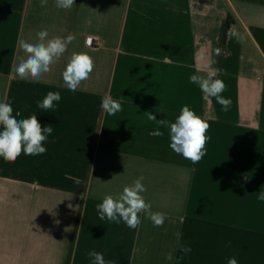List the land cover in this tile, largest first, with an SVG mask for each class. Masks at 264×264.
<instances>
[{"label":"crops","instance_id":"0c3cea01","mask_svg":"<svg viewBox=\"0 0 264 264\" xmlns=\"http://www.w3.org/2000/svg\"><path fill=\"white\" fill-rule=\"evenodd\" d=\"M229 15L240 38L217 56ZM43 29L75 39L40 82L20 79L13 67L27 54L18 42L37 43ZM74 52L95 66L72 92L62 73ZM209 61L227 111L190 83ZM49 91L61 100L45 111L38 103ZM109 96L121 103L115 115L101 107ZM0 102L18 120L53 126L46 153L0 157V264H91V249L115 264H264V0H75L70 9L0 0ZM185 105L210 124L196 164L147 116L174 123ZM141 176L163 226L144 213L137 229L100 220L95 206Z\"/></svg>","mask_w":264,"mask_h":264},{"label":"clouds","instance_id":"9594fccd","mask_svg":"<svg viewBox=\"0 0 264 264\" xmlns=\"http://www.w3.org/2000/svg\"><path fill=\"white\" fill-rule=\"evenodd\" d=\"M75 0H55L58 8L70 9ZM47 4V0H40L41 7ZM227 37L240 38V33L233 30L230 26ZM49 33L47 29L37 32L38 42L29 43L20 40L19 47L27 54L26 58H21L17 65H14L13 71L23 80L33 83L40 82L44 73L51 70V65L59 60V58L67 51V47L75 39L73 35L66 38L53 37L48 39ZM87 43H91L89 39ZM220 48L215 49V54L221 55ZM215 61H209V68L206 77L197 74L190 76V83L198 84L204 93L205 99L215 97L218 104L222 106V110L227 111L231 105V100L223 97L221 93L226 90V84L221 79H216L220 73V69L211 67ZM94 60L87 53H72L65 70L62 73L63 80L70 91L75 92L79 84L88 79L94 69ZM61 100L59 92L49 91L38 107L47 111L55 107L54 102ZM102 109L108 115H115L121 111V103L112 99L110 96L105 97L101 102ZM20 113L13 115V107L6 102H0V157L6 162H15L23 153L28 156H38L46 153L47 149L43 146L44 142L53 133V126L48 125L42 127L36 115H31L26 119L18 120L16 117ZM148 119L155 121L160 127L170 129L171 143L169 147L177 154L196 164L205 156V146L209 139L206 135L210 124L200 116H198L187 105L183 106L176 121L170 122L162 118L157 119L156 115L147 112ZM152 135L162 136L163 132L159 129L154 131ZM143 176L135 180L130 186H125L122 193L115 198L111 195L105 196L102 203L97 204L96 211L98 218L104 220L107 218L109 222L120 223L123 221L130 229H137L141 224L140 213H144L148 219L153 222L155 227H162L166 214L162 212L151 211V204L145 201L142 193L147 189L142 183ZM77 183H80L77 180ZM259 201L264 202V192H260L257 196ZM70 207V206H69ZM66 230V229H65ZM177 243L180 251L184 254L190 253L192 249L180 243L181 233H176ZM90 258L91 264H115L112 260H105L103 253L91 249L86 253ZM167 260L173 259L172 255L166 254ZM183 256L180 257L182 259ZM227 264H238L235 257H230Z\"/></svg>","mask_w":264,"mask_h":264},{"label":"trees","instance_id":"16d2710c","mask_svg":"<svg viewBox=\"0 0 264 264\" xmlns=\"http://www.w3.org/2000/svg\"><path fill=\"white\" fill-rule=\"evenodd\" d=\"M235 22V19L233 18L232 15H229L227 17V19L224 21L222 30H221V35H220V39H219V48L222 49L226 46L227 43V31L229 29V27Z\"/></svg>","mask_w":264,"mask_h":264},{"label":"built area","instance_id":"2783aa9c","mask_svg":"<svg viewBox=\"0 0 264 264\" xmlns=\"http://www.w3.org/2000/svg\"><path fill=\"white\" fill-rule=\"evenodd\" d=\"M89 39L91 40V43H90V44H91V45L94 44V39H93V37H90ZM89 39H88V40H89Z\"/></svg>","mask_w":264,"mask_h":264}]
</instances>
